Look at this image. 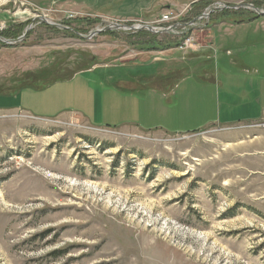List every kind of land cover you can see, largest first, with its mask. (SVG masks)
<instances>
[{
    "label": "rangeland",
    "instance_id": "1",
    "mask_svg": "<svg viewBox=\"0 0 264 264\" xmlns=\"http://www.w3.org/2000/svg\"><path fill=\"white\" fill-rule=\"evenodd\" d=\"M197 1L0 0V37L32 25L0 43V264H264V114L245 118L264 108V16L228 9L264 0ZM108 23L184 42L143 51L140 32L75 34ZM163 81L173 96L230 92L241 124L146 131L132 120L157 114Z\"/></svg>",
    "mask_w": 264,
    "mask_h": 264
},
{
    "label": "crops",
    "instance_id": "2",
    "mask_svg": "<svg viewBox=\"0 0 264 264\" xmlns=\"http://www.w3.org/2000/svg\"><path fill=\"white\" fill-rule=\"evenodd\" d=\"M121 11H125V9L123 8ZM92 70H89L86 72H91ZM86 72H81V73H86ZM81 73L76 74L73 78L77 77V75H80ZM163 76L167 78L173 77L170 73L168 75H163ZM73 78H71L70 80L66 82L54 84L50 86L49 88H47L46 90L59 86V84L70 82ZM126 82L131 83L132 81H126ZM164 82L165 81L160 82V83H163L164 86L160 85L159 87L153 90V92H155L158 97L154 98L151 102L148 103V104H151L152 106L148 108L147 110L153 113L157 111V114L150 115V116L145 114V117L143 116L144 118H138L135 116V118H133L132 120L135 122V119H136L137 121L136 123L138 125H141L142 127L147 128L146 131L160 130V131H163L169 134H188V133H194V132L204 130L214 125L230 127L229 125L234 126V125L241 124L238 121L235 122L236 118L234 117L235 115L234 105L236 101H234V99H231L232 95L230 92H226L227 96L224 97L223 101L220 100V95L214 96V98H212L213 97L212 96L210 98L205 99V97H202V96L198 97L199 95L197 96L196 91H195L196 87L193 86V87H189L188 89H185L187 91L185 90L180 91L179 93H175V96H173L174 92L172 91L171 86H174L177 83V81L175 84H172L171 86H169V90H168L169 92H164L165 89L167 90L166 84ZM133 83L136 84V82H133ZM249 84H254V82L246 83L245 87H247ZM129 87L130 88L128 90H125L124 88L121 87L119 90L120 94L124 91L134 92V91H137V89H141L135 85H132ZM198 89L202 92L205 91L204 87L201 89L200 88ZM256 89L257 88L255 87L254 88L251 87L248 90H243L241 91L240 94L239 93L237 94V95H240V97H236L235 99L244 101V102H249L251 101L250 99L254 96V92H257ZM109 91L113 92L112 90H109ZM68 95H71L73 97L74 93H71L68 91ZM172 96L174 97V99ZM244 96L246 98L250 96V99L245 100ZM171 100L175 101L174 102L175 105L173 107L171 105L173 101ZM252 103L253 102H251L248 105L247 112L243 111L245 115L250 110V107L253 106L254 103L253 104ZM138 105L139 104L130 105L129 107L131 111L133 110L134 114H135L134 109ZM157 105L159 106L158 108H157ZM141 107L138 106L139 109ZM141 113L143 112L141 111ZM263 114H264V108H262L261 106V110L259 111V114H256V115L249 114V115H246L245 118L247 120H252V121H257L258 119L259 121L260 119H262ZM124 115L129 116L127 113H125ZM83 117H85L86 119L89 118L86 115H83ZM242 118L243 117H241V119ZM107 125L109 126V124ZM120 125L123 126L124 124H120ZM127 125H132L134 127L137 126V125L135 126V124H127ZM113 126L118 127L115 125ZM138 129H142V128H138Z\"/></svg>",
    "mask_w": 264,
    "mask_h": 264
},
{
    "label": "water",
    "instance_id": "3",
    "mask_svg": "<svg viewBox=\"0 0 264 264\" xmlns=\"http://www.w3.org/2000/svg\"><path fill=\"white\" fill-rule=\"evenodd\" d=\"M226 8L227 7H224V6L221 7V9H226ZM240 8H246V9L252 10L254 12V14L257 15V17H261V16L263 17L264 16V11H260L259 9L255 8L252 5H236V6H233V7H229L228 9L238 10ZM203 16H208V15H201L198 18V20L201 19ZM39 21L41 23L47 25V26L56 27L58 29H65V28H63V27H61L59 25H55V24H52V23L48 22L44 18H39ZM31 29H32V25H29L26 28L24 34L20 38L16 39L15 41L6 40V39L0 37V43L3 44V45H6V46L15 45V44L21 42ZM119 30L132 31V32H140V31L144 30V31H147V32H149L151 34H157L158 33L154 28H152L150 26H133V27L130 26V27H128V26H123V25H119V24L108 23L105 27H103L101 29H98V30H95V31H92L87 36H82V35H80V34H78L76 32H75V34L78 35V37H80L81 39L89 40V39H92L93 37H95L97 35H100L101 33L108 32V31H119Z\"/></svg>",
    "mask_w": 264,
    "mask_h": 264
},
{
    "label": "trees",
    "instance_id": "4",
    "mask_svg": "<svg viewBox=\"0 0 264 264\" xmlns=\"http://www.w3.org/2000/svg\"><path fill=\"white\" fill-rule=\"evenodd\" d=\"M205 1L204 0H200L196 3H194L193 5L195 4H198V5H203L205 4L204 3ZM136 35H134V38H149V33H146V32H140V33H135ZM188 35H186L185 37H183V40H185L187 38ZM184 42V41H183ZM183 42H179L178 44H176L175 42L172 43L174 46L178 47L179 48L182 46ZM171 42H168L167 44H161V43H158L155 39H146V40H143V42L139 43L140 46H143L142 50L143 51H147V50H169L170 48L173 49L174 47H171L172 46ZM175 47V48H176ZM89 69H85V70H82V72H86V71H89ZM81 73V71H80ZM72 77L71 76H62V77H59L57 78V81L56 82H44V80L42 81H39L38 83H34L32 84L30 87L26 88L28 90H36V91H40V90H45L46 88L50 87L51 85L53 84H57V83H61V82H66L68 80H70Z\"/></svg>",
    "mask_w": 264,
    "mask_h": 264
},
{
    "label": "built area",
    "instance_id": "5",
    "mask_svg": "<svg viewBox=\"0 0 264 264\" xmlns=\"http://www.w3.org/2000/svg\"><path fill=\"white\" fill-rule=\"evenodd\" d=\"M172 20V15L168 14V15H164L162 17L161 23H168L169 21ZM4 26L2 24H0V33L3 31ZM189 41H187V43L184 44V47H187Z\"/></svg>",
    "mask_w": 264,
    "mask_h": 264
}]
</instances>
